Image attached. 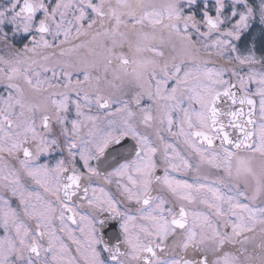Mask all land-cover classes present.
<instances>
[{
    "label": "snow or ice",
    "instance_id": "6c2138e0",
    "mask_svg": "<svg viewBox=\"0 0 264 264\" xmlns=\"http://www.w3.org/2000/svg\"><path fill=\"white\" fill-rule=\"evenodd\" d=\"M0 264H264V0H0Z\"/></svg>",
    "mask_w": 264,
    "mask_h": 264
}]
</instances>
